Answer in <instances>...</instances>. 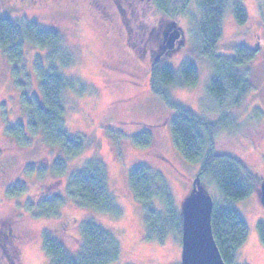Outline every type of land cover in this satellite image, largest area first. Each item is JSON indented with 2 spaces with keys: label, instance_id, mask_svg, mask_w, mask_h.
I'll list each match as a JSON object with an SVG mask.
<instances>
[{
  "label": "rangeland",
  "instance_id": "1",
  "mask_svg": "<svg viewBox=\"0 0 264 264\" xmlns=\"http://www.w3.org/2000/svg\"><path fill=\"white\" fill-rule=\"evenodd\" d=\"M118 1L124 14L130 13L128 26L117 0H0L4 17L35 21L62 35L72 56V65L62 73L83 88L78 93L66 91L63 96L65 128L69 134L84 139L80 154L64 158L60 149L47 146L40 134L28 133L25 138L29 144L8 135L7 128L15 124L26 127L28 115L12 81V65L0 51V264H48L42 250L44 234L77 256L82 245L80 226L88 219H94L118 242L120 258L112 264H180L179 238L169 235L158 243L146 237L143 212L129 188L128 172L140 164L158 171L179 211L195 193L208 196L214 203L221 202L215 184L199 178V164L186 162L176 150L169 129L174 111L149 88L153 64L177 71L183 61L195 66L197 84L192 88L170 87V97L211 124L222 114L228 117L226 128L214 139L213 150L237 158L253 177L251 195L234 204L248 231L238 250L237 264H264V243L257 229L258 222L264 223L260 202V184L264 182V0H228L222 19L216 53L232 55L236 45L255 52L253 59L240 68L248 77L251 91L234 107L228 102L218 106L207 93L212 71L210 60L198 54L196 0L175 19L158 13L150 0ZM235 2L247 15L243 24H238L232 14ZM104 12L109 16L107 22L102 19ZM174 30L179 37L168 48L166 42ZM126 39L133 45L131 51L124 47ZM40 52L26 47L24 75L19 79L38 97L33 62ZM144 128L150 129L153 143L140 148L129 137ZM93 157L105 168L119 216L79 207L66 196L70 175L82 170ZM61 158L66 166L59 174L53 166ZM17 183L23 189L8 193V188ZM47 195L66 197L58 214L50 218L38 216L37 209ZM7 227L17 237L18 260L4 241Z\"/></svg>",
  "mask_w": 264,
  "mask_h": 264
},
{
  "label": "trees",
  "instance_id": "2",
  "mask_svg": "<svg viewBox=\"0 0 264 264\" xmlns=\"http://www.w3.org/2000/svg\"><path fill=\"white\" fill-rule=\"evenodd\" d=\"M191 1L150 0L156 11L169 19L183 15ZM117 3L125 25L128 26L130 13L124 14L121 2L117 0ZM196 3L199 11L196 28L198 54L210 60L212 71L207 93L220 107L225 102L232 107L238 106L251 91L248 77L240 72V68L253 59L255 52L244 45H236L232 55L217 54L216 46L221 36V24L228 0H196ZM231 11L238 24L246 21L247 15L239 2L231 5ZM63 43L62 35L57 30L44 29L37 22L25 18L11 20L0 12V51L12 65V81L21 93L20 101L28 115L26 127L15 124L7 128L8 135L18 142L29 144L28 133L40 134L47 146L60 149L64 158H70L82 152L84 139L69 134L65 128L63 96L66 91L75 90L78 93L83 88L79 82L62 73V69L72 65V56ZM28 46L41 51L36 54L33 62L40 97L30 93L25 82H19L24 75V51ZM196 84L197 70L189 61H183L177 71L167 66L157 67L156 64L151 67V92L174 111L169 129L176 150L186 162L199 164V178L214 183L221 195L220 203L212 202V235L223 263L237 264V253L246 241L248 231L234 204L251 195L253 177L237 158L217 154L213 150L215 137L226 128L228 117L225 114L211 124L172 101L170 87L192 88ZM129 139L140 148H147L153 143L148 128ZM65 166L61 158L55 162L53 170L61 174ZM128 184L134 200L142 209L148 240L163 243L169 235H175L181 241V211L176 208L164 177L150 166L140 164L129 170ZM21 189L23 186L17 183L7 191L13 193ZM65 192L67 198L79 207L114 216L121 215L109 192L105 168L97 158L87 160L82 170L70 175ZM65 198L47 195L38 203V216H56ZM257 229L260 241L264 243V223L258 222ZM80 236L81 248L77 256H73L49 234H44L42 250L48 264H112L120 258L118 242L94 219L81 223Z\"/></svg>",
  "mask_w": 264,
  "mask_h": 264
},
{
  "label": "water",
  "instance_id": "3",
  "mask_svg": "<svg viewBox=\"0 0 264 264\" xmlns=\"http://www.w3.org/2000/svg\"><path fill=\"white\" fill-rule=\"evenodd\" d=\"M179 37L174 30L166 46L172 48ZM260 202L264 208V182L260 184ZM212 200L201 193L192 194L181 210L180 264H224L216 247L211 230Z\"/></svg>",
  "mask_w": 264,
  "mask_h": 264
},
{
  "label": "flooded vegetation",
  "instance_id": "4",
  "mask_svg": "<svg viewBox=\"0 0 264 264\" xmlns=\"http://www.w3.org/2000/svg\"><path fill=\"white\" fill-rule=\"evenodd\" d=\"M101 15L103 16V18H102L103 21L107 22L109 20V16L107 18V14L106 13L104 15L103 14H101ZM102 16H100V17H102ZM126 33L128 34L127 30H126ZM124 47L130 48V51H131V48H133V45L132 46L129 45L128 42H127V39H126L125 43H124ZM132 52H134V50H132ZM3 237H4V241L7 240L6 243L9 244L10 249L13 251V253H14L13 255H14L15 260L16 259L18 260L19 246L17 244V237L12 233V229L10 227L6 228V233L3 232Z\"/></svg>",
  "mask_w": 264,
  "mask_h": 264
}]
</instances>
